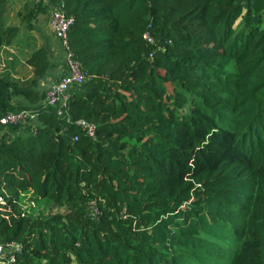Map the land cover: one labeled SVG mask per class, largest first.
<instances>
[{
	"label": "trees",
	"instance_id": "trees-1",
	"mask_svg": "<svg viewBox=\"0 0 264 264\" xmlns=\"http://www.w3.org/2000/svg\"><path fill=\"white\" fill-rule=\"evenodd\" d=\"M54 12L85 78L61 117L50 46L0 78V116L37 117L1 132L0 264H264V0H27L20 21ZM27 192L60 211L25 215Z\"/></svg>",
	"mask_w": 264,
	"mask_h": 264
},
{
	"label": "built area",
	"instance_id": "built-area-1",
	"mask_svg": "<svg viewBox=\"0 0 264 264\" xmlns=\"http://www.w3.org/2000/svg\"><path fill=\"white\" fill-rule=\"evenodd\" d=\"M71 24L72 19L67 18L62 12H54L51 15L49 27L62 49V61L65 66V71H63L58 81L48 86H46L44 82L40 83V87L45 91V99L42 104L46 107L53 108L60 117L64 115L66 110L69 90L74 86L82 84L85 78L80 70L78 62L73 59V55L69 51L67 33ZM144 39L149 41L150 38L147 33L144 35ZM36 118V114L32 110L24 109L17 112H9L0 116V133L6 128L20 125L29 126L33 131L36 129ZM77 125L82 128L89 137H94L95 127L93 125L84 121L77 122ZM0 202H3L2 198H0ZM9 262L12 263L13 258H10Z\"/></svg>",
	"mask_w": 264,
	"mask_h": 264
},
{
	"label": "crops",
	"instance_id": "crops-1",
	"mask_svg": "<svg viewBox=\"0 0 264 264\" xmlns=\"http://www.w3.org/2000/svg\"><path fill=\"white\" fill-rule=\"evenodd\" d=\"M15 1H16V6L19 7L20 1L22 0H15ZM12 2L13 0H9L8 5H7V10H6V15H5L6 23L9 26L19 28L20 26L18 25V23L16 24V22H14L15 21L14 17H13L12 22H10V19H9L11 15L15 14L14 15L15 17L18 15V8H15L14 13H11V9H12L11 3ZM25 3L27 2L22 3L23 7ZM49 21L50 19L48 18L46 25L44 26L42 25L40 28H37L35 26V24L38 22L37 20L36 22L33 23L34 28L30 29V31H38V30L41 31V33L39 34L44 35L43 38L45 39L47 36L53 37V40H55L57 43L52 44L50 49L54 52L55 48L57 50L58 47L59 49L61 47H60L59 42L55 39V36L52 34V32H51L52 36L50 35ZM30 40L31 38H29L28 41L25 42L24 38L20 36V34L19 35L17 34L15 39L8 46L0 47V78L6 77L13 81H17L20 84L28 82L31 79L32 77L31 68L28 65H26V60L31 54L32 52L31 49L33 47V42ZM53 58L57 60L55 55H53ZM57 71L58 72L56 74V79H50V80L44 81L46 86L59 80L60 76L63 74V69L60 68V70L57 69Z\"/></svg>",
	"mask_w": 264,
	"mask_h": 264
},
{
	"label": "rangeland",
	"instance_id": "rangeland-1",
	"mask_svg": "<svg viewBox=\"0 0 264 264\" xmlns=\"http://www.w3.org/2000/svg\"><path fill=\"white\" fill-rule=\"evenodd\" d=\"M24 2H27V0L20 1V6L19 7L16 6V1L15 0H13V2L11 3V5H12L11 13L15 12V8H18V15L16 14L17 16L15 17L14 16L15 14H14V15H11L9 17L10 22L13 21V17H14V19H15L14 22H16V24L18 23V25L20 26L19 27V31H18V35L20 34V36H22L24 38L25 42H27L28 39L31 38L30 41L33 42V47L31 49L32 52L35 49L39 48L42 44L45 45V46H48V47L50 46L51 47L52 44L57 43L55 40H53V37L47 36L46 39L43 38L44 35L39 34V33H41V31H39V30L38 31H30V29H26L25 28V25H23L21 23V21H20L21 15L24 14V7L22 6V3H24ZM5 15H6V13H5ZM48 18H42V17L39 18L38 22L35 24V26L37 28H40L42 25L43 26L46 25V22H47ZM50 30H49V32H50V35L52 36L53 32L50 31ZM51 32H52V34H51ZM44 41H45V43H44ZM57 47H58V45H57ZM52 53H53V55H55V57H57L59 60L62 61V49L61 48L59 49V47H58L57 50L55 48L54 52L52 51ZM17 127H19V129L13 130L12 128H9V129L6 128V129H4L1 132H4L3 134H7V135L15 133L14 137H18L17 135L19 133H21V134L25 133V129L27 130V128H28V127H26L24 125L23 126L20 125V126H17ZM1 135H2V133L0 134V136ZM8 136H10V135H8ZM20 208L22 209V211L27 216H46V215H48L50 213H56V212L60 211L58 208H55L50 201H48L46 199H37L30 192H27V193H25V194H23L21 196V198H20Z\"/></svg>",
	"mask_w": 264,
	"mask_h": 264
}]
</instances>
